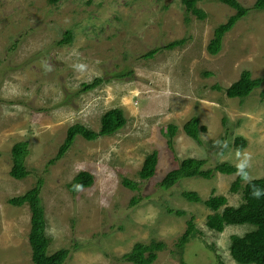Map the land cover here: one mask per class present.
<instances>
[{"label":"rangeland","instance_id":"rangeland-1","mask_svg":"<svg viewBox=\"0 0 264 264\" xmlns=\"http://www.w3.org/2000/svg\"><path fill=\"white\" fill-rule=\"evenodd\" d=\"M251 6L256 0H239ZM204 20L186 12L181 0H0V264H34L29 243L31 211L9 199L44 179L49 253L69 248L64 264H133L123 260L136 242L163 241L154 264H182L176 243L193 216L198 233L186 244V264H239L230 252L231 236L252 224L210 230L212 213L203 202L183 197L197 191L203 199L225 195L238 206L241 192L230 191L238 173L215 172L210 179L184 177L168 189L159 183L186 157L207 160L206 168L227 161L264 177L263 86L246 98H230L225 88L249 69L264 75V10L250 11L226 33L218 54L207 50L214 29L235 10L218 0L199 3ZM189 18V22H187ZM71 30L73 40L58 44ZM186 37L183 46L148 52ZM104 81L87 91L83 83ZM220 85L222 90L214 88ZM123 109L126 125L110 136L87 140L77 135L59 157L68 128L81 123L99 130L102 115ZM200 118L207 131L202 143L183 125ZM177 125L172 147L167 126ZM243 136L240 150L235 138ZM30 142V174L11 176V149ZM158 151L155 175L143 180L146 156ZM55 160L54 162H51ZM82 170L94 183L71 191L68 184ZM127 178L138 184L131 189ZM138 201L133 203V199ZM173 209V212L169 211ZM184 210L185 215H177Z\"/></svg>","mask_w":264,"mask_h":264},{"label":"trees","instance_id":"trees-1","mask_svg":"<svg viewBox=\"0 0 264 264\" xmlns=\"http://www.w3.org/2000/svg\"><path fill=\"white\" fill-rule=\"evenodd\" d=\"M50 4H58L63 0H48ZM203 0H181L187 13L195 15L198 19L204 20L208 14L199 6ZM221 3L230 6L235 10L234 14L215 27L213 37L210 39L207 50L211 54H218L223 46V40L227 32L232 30L236 23L247 16L250 11H263L264 0H256L253 5L245 6L239 0H218ZM189 22V18H187ZM73 40V33L67 30L63 38L58 44H69ZM187 42V38L173 40L164 47L155 48L148 52L145 58L153 57L161 49H174L183 46ZM104 81L101 77H96L90 83H83V90L94 89ZM263 86L261 98L264 99V75L253 77L251 70L245 69L241 72L239 78L225 88V92L230 98H246L257 87ZM214 88L222 90L220 85H214ZM127 123L123 109L119 107L106 111L100 120L99 130L91 129L81 123H76L68 128L64 144L61 145L58 153L59 158L63 156L67 150L73 145L77 135L83 136L87 140H95L100 136L113 135L123 128ZM184 131L188 136L202 143L200 133L207 131L205 125L200 124V118L191 117L183 125ZM178 131L177 125L170 124L167 126L166 136L168 144L172 147L173 137ZM235 146L237 149H244L247 146V140L243 136L235 138ZM12 169L10 174L16 179H23L30 174L27 168L26 160L30 153V142L27 140L16 142L12 149ZM52 160L51 162H54ZM159 162V154L157 150L149 153L143 166L139 171L141 179L148 180L152 178L157 169ZM206 159L197 157H186L182 159L178 166L168 171L162 178L159 185L168 189L174 186L181 178L184 177H202L210 179L215 172L223 174L238 173L236 179L232 182L230 191L233 193L241 192L242 202L238 206L228 204V198L225 195L212 194L209 198L203 199L201 195L194 190H185L182 195L191 202H203L212 213L207 216L206 226L215 232L222 233L228 225L232 224H252L255 228L246 232L244 235H232L230 252L235 261L239 264H264V177L247 178V170L239 169L238 166L227 162H219L214 168H206ZM94 175L87 171H80L73 180L68 184L71 191H76L80 187H89L94 183ZM125 186L131 189H137L138 184L127 178L123 179ZM44 187V179L39 178L32 188L23 194L13 196L9 199V203L13 206L28 205L31 211L29 243L32 249V260L34 264H64L70 256L69 248H61L54 253H49L51 238L46 234L47 220L46 210L43 203L42 193ZM138 201L133 199V203ZM170 212L173 209L169 208ZM177 215H185L184 210H176ZM194 217L187 221V228L179 237L176 246L180 254L182 264H186L183 255L187 243L196 237L199 232ZM166 247L165 242L152 239L150 242H136L131 251L123 255V260L133 264H154L158 258V252ZM219 264H225L218 256Z\"/></svg>","mask_w":264,"mask_h":264},{"label":"clouds","instance_id":"clouds-1","mask_svg":"<svg viewBox=\"0 0 264 264\" xmlns=\"http://www.w3.org/2000/svg\"><path fill=\"white\" fill-rule=\"evenodd\" d=\"M107 136H109V135H107Z\"/></svg>","mask_w":264,"mask_h":264}]
</instances>
